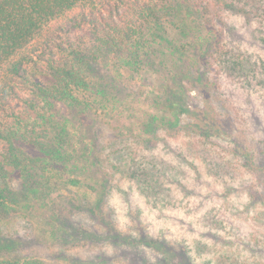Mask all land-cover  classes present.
Listing matches in <instances>:
<instances>
[{
  "label": "trees",
  "instance_id": "1",
  "mask_svg": "<svg viewBox=\"0 0 264 264\" xmlns=\"http://www.w3.org/2000/svg\"><path fill=\"white\" fill-rule=\"evenodd\" d=\"M167 63L264 131V0H0V264H264V147L173 88L123 120Z\"/></svg>",
  "mask_w": 264,
  "mask_h": 264
},
{
  "label": "rangeland",
  "instance_id": "2",
  "mask_svg": "<svg viewBox=\"0 0 264 264\" xmlns=\"http://www.w3.org/2000/svg\"><path fill=\"white\" fill-rule=\"evenodd\" d=\"M174 59L175 57L173 55H169L168 63L171 64V61H175ZM169 64L166 69L155 65L152 70L141 71L140 76L137 78L138 80L136 82H132L133 80L131 81L130 94H117L116 99L119 100L117 104L125 103V106L123 104L120 108V112L124 115L123 118L125 119L123 120L126 121L127 125H136L142 121L147 123L150 122L149 124H152V122L157 124L162 118L169 117L171 119L174 116H177V123L186 121V112L181 113L178 107L175 110L172 109L171 112L159 110V108L155 107L158 103L167 99L166 96L168 95H166L167 93L165 91L173 88L179 90L178 93L181 94L182 99L180 104L183 105L185 110H188L194 121H202V114L206 112L216 123L222 120L229 121L233 129L237 130L241 137L244 136V144H246V146L253 147L254 144H259L264 147V143L262 142V140H264V131L250 122L242 109L237 108L239 107L237 104L240 105L239 100L238 102L234 100V103H227V101L222 99L224 96L219 97L214 94L211 89L208 90L204 88L203 82L195 78L192 70L188 68H186L184 72L182 69L180 71L178 70L181 83L174 85L173 83L178 82H173V79L169 76L170 74H167V70L172 74H176L175 70L177 69ZM178 64L181 65L179 61ZM202 71L206 72L207 75L213 72V70H210L209 73V69H202ZM176 78L177 75L174 79L176 80ZM226 96L227 98L230 97V95L227 94ZM81 116H84V114L81 113ZM160 132L161 131H159V133ZM109 137V134L104 135V138ZM222 139L221 142L224 146L236 145L229 136L222 137ZM119 160L124 163L123 154L114 158L116 162ZM247 199V195H242L241 203L243 200L246 201ZM253 222V225L258 230L264 232V218ZM24 247L22 252L25 255H36L43 259H48L49 257V247L44 244H25Z\"/></svg>",
  "mask_w": 264,
  "mask_h": 264
}]
</instances>
